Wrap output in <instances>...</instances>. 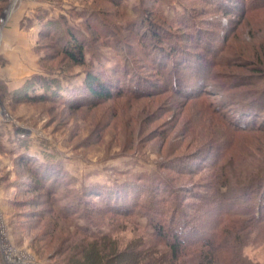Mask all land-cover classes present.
Wrapping results in <instances>:
<instances>
[{
    "label": "rangeland",
    "instance_id": "1",
    "mask_svg": "<svg viewBox=\"0 0 264 264\" xmlns=\"http://www.w3.org/2000/svg\"><path fill=\"white\" fill-rule=\"evenodd\" d=\"M223 1L225 5L218 0L0 4V264H8L5 244L13 248L15 263L63 264L80 248L73 242L82 240L76 227L86 217L77 220V208L90 214L91 230L113 233L122 250L131 243L146 246L147 234H152L147 218H138L137 226L134 219L111 223L120 215L94 195L86 199L90 208L63 203L61 208L72 215L66 220L54 216L58 209L36 185L35 161L59 169L63 183L57 198H72V190L94 194L93 187L114 184H136L145 194L171 189L186 208L183 214L198 218L205 238L222 210L214 203L200 211L202 198L215 195L214 184L235 179L250 185L260 178L264 129L257 125L261 119L249 123L237 101L264 98V7L253 8L252 0ZM70 35L84 48L82 66L63 54ZM155 50L164 54L159 61L163 68L151 58ZM183 54L193 68L194 57L205 64L199 72L205 91L190 99L181 93L178 76L194 83L195 71L185 70L188 58ZM126 68L146 75L149 95L137 92L134 81L108 100L88 95V74L111 73L119 79L117 72ZM38 97L47 99L26 101ZM243 112L244 121L237 125ZM231 115L235 133L228 126ZM249 126L251 130L244 129ZM225 131L234 137L220 168L213 162ZM161 182L167 189L160 188ZM149 199L148 194L141 198ZM251 200L233 207L245 209ZM89 244L83 243L85 254ZM159 252L166 249L159 247ZM245 255L264 263V243L248 247Z\"/></svg>",
    "mask_w": 264,
    "mask_h": 264
},
{
    "label": "trees",
    "instance_id": "2",
    "mask_svg": "<svg viewBox=\"0 0 264 264\" xmlns=\"http://www.w3.org/2000/svg\"><path fill=\"white\" fill-rule=\"evenodd\" d=\"M6 1L0 0V4H5ZM261 1L264 0H252L253 8L264 7V2L260 3ZM218 2L226 4L223 0H218ZM78 43L77 37L70 35L63 54L75 65L82 66L85 64V52L84 48ZM209 48L215 49L212 45ZM174 50L177 51L179 48L176 47ZM150 54L153 61L160 63V68L161 66L163 68L162 62L159 61L164 54H160L157 50L152 51ZM183 55L188 58V55ZM199 57L193 59V62L197 63L196 68L191 66L189 58V61L186 60L188 69L185 68V70H191L192 68L195 71L194 83H190V79L178 76L179 84H181L180 91L188 99L191 96L200 95L199 92L203 93L205 91V82L199 74L201 67H204L205 64H203L202 57ZM183 70L181 68L180 75ZM121 72L118 71L116 75L119 79H114L111 73L105 77H101L100 74H88L85 85L88 95L93 99L101 100L105 97L104 99L108 100L111 99L110 94L113 91L117 95L121 94L123 92L121 88L126 86V83L131 85L133 81L137 92L138 90L146 91L148 95L150 94L149 85H151V81L147 79L146 75H141L136 69L131 70L130 68H126L123 74H120ZM45 99L47 98H26V101L39 103L44 102ZM237 106L241 111H246V118H249V123H257L261 119V123L257 125H259L260 130L264 129V119H262L264 118V98H254L251 102L238 100ZM244 113L238 116L237 125L243 123ZM223 116L225 117V115ZM231 119L233 120L232 115ZM234 123L236 121L233 120V123L228 125L233 132L236 125ZM251 126L244 129L251 130ZM233 132L232 134L235 135V132ZM233 137L228 131L222 132V146H220L216 161L213 162L215 166L224 167L225 151ZM35 163L36 167L33 174L36 185L46 190V195L50 196L53 208L58 209L57 211L54 210V216L66 220L72 215L69 208L65 206L61 208L63 203L85 205L86 209L90 208V202L86 199L94 195L103 198L105 206L111 213L114 212L116 213L114 215H120L121 218L113 215L114 218L110 219L111 223H115L119 219H134V225L137 226L136 221L138 218H147L148 226L152 230V234H147L149 239L146 246L141 247L142 245L131 243L122 250L113 233H100L91 230L93 222L92 218L88 216L90 214L86 215L85 209L77 208L73 210L75 215L77 214L76 219L82 220L80 219L81 215L86 217L82 220L84 225L80 223L76 227V232L82 240L76 243L73 242V246H79L80 248H76L72 254L70 253L67 260H63V264H264L256 262L245 255V250L248 247H258L264 243V169L260 178L258 177L254 180L256 182L250 185L237 183L235 179L226 182L220 181L214 184V196L210 199L202 198L204 207L200 210L201 212L206 206L214 203L222 207V210L214 216L215 225L209 230V238H205L200 228L201 224L199 226L197 224L198 218L183 214L182 211L186 208L179 202L180 197H176L171 189L153 191L152 194L147 191L145 194L136 184H114L101 189L93 187L94 194H91V189L84 193L72 190L75 194L72 198L67 199L64 196L63 198H57L60 186L63 183L59 169L54 168V165L42 164L37 161ZM166 185L165 182H161L159 186L160 188H166ZM226 186L229 187L227 191L223 190ZM147 194L150 195V199L148 202H144L141 198L147 196ZM137 195H139V198L136 197ZM248 198L252 199L253 203L247 208L233 207L240 201L247 203ZM202 226L207 227V223L202 224ZM89 240L91 241V244H89L91 250H87V254H85L83 243ZM159 247L165 248L166 252H159Z\"/></svg>",
    "mask_w": 264,
    "mask_h": 264
},
{
    "label": "built area",
    "instance_id": "3",
    "mask_svg": "<svg viewBox=\"0 0 264 264\" xmlns=\"http://www.w3.org/2000/svg\"><path fill=\"white\" fill-rule=\"evenodd\" d=\"M4 252H5V259L8 260V264H20V263H15V258L13 256V248L11 246L5 244L4 245ZM14 261V262H12Z\"/></svg>",
    "mask_w": 264,
    "mask_h": 264
}]
</instances>
